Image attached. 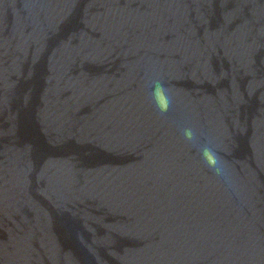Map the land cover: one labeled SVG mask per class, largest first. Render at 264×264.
<instances>
[{"label": "water", "instance_id": "water-1", "mask_svg": "<svg viewBox=\"0 0 264 264\" xmlns=\"http://www.w3.org/2000/svg\"><path fill=\"white\" fill-rule=\"evenodd\" d=\"M0 264H264V0H0Z\"/></svg>", "mask_w": 264, "mask_h": 264}, {"label": "clouds", "instance_id": "clouds-1", "mask_svg": "<svg viewBox=\"0 0 264 264\" xmlns=\"http://www.w3.org/2000/svg\"><path fill=\"white\" fill-rule=\"evenodd\" d=\"M151 95L157 109L161 113H167L170 110L171 99L168 89L162 81L157 80L152 83ZM183 135L189 142H196L197 140L195 131L190 127L183 129ZM199 151L208 167L217 176H222L224 174V166L216 151L207 144L200 146Z\"/></svg>", "mask_w": 264, "mask_h": 264}]
</instances>
